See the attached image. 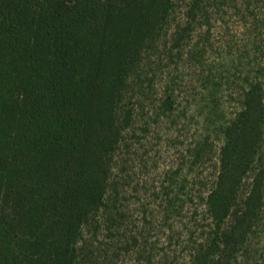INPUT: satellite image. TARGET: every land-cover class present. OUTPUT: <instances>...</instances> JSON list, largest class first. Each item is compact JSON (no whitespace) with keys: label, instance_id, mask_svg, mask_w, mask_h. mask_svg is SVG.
<instances>
[{"label":"trees","instance_id":"16d2710c","mask_svg":"<svg viewBox=\"0 0 264 264\" xmlns=\"http://www.w3.org/2000/svg\"><path fill=\"white\" fill-rule=\"evenodd\" d=\"M203 1L0 0V264H108L116 242L127 252L137 243L117 205L115 166L145 62L162 44L171 53L192 39L193 24L208 18ZM253 2L264 32V0ZM261 51L240 110L219 126L223 145L202 198L208 224L191 228L188 264H251L252 240L264 241ZM160 107L170 110V98ZM212 146L206 137L188 148L192 167L212 160Z\"/></svg>","mask_w":264,"mask_h":264},{"label":"rangeland","instance_id":"374dc122","mask_svg":"<svg viewBox=\"0 0 264 264\" xmlns=\"http://www.w3.org/2000/svg\"><path fill=\"white\" fill-rule=\"evenodd\" d=\"M202 4L208 18L202 28L193 24L192 39L171 53L162 44L145 62L147 78L135 123L115 166L117 205L125 232L137 237V243L127 252L116 242L119 251L108 264H160L162 258L169 264H188L190 230L208 224L202 198L223 145L219 126L240 110L238 94L245 78L256 76L259 69L256 51L259 47L264 53V32L255 28L253 0ZM185 8V3L179 5L174 25L185 20ZM260 77L264 79V71ZM165 97L171 100L170 110L160 107ZM206 137L213 142L212 160L192 167L188 148ZM180 185L186 186L185 192L174 200ZM188 192L193 200L186 198ZM105 236L101 232L102 243ZM258 240H252L251 264H264V241Z\"/></svg>","mask_w":264,"mask_h":264}]
</instances>
